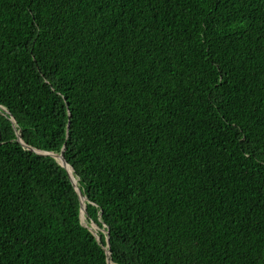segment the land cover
I'll return each instance as SVG.
<instances>
[{
  "label": "trees",
  "instance_id": "obj_1",
  "mask_svg": "<svg viewBox=\"0 0 264 264\" xmlns=\"http://www.w3.org/2000/svg\"><path fill=\"white\" fill-rule=\"evenodd\" d=\"M108 248L264 264V0H0V264Z\"/></svg>",
  "mask_w": 264,
  "mask_h": 264
},
{
  "label": "water",
  "instance_id": "obj_2",
  "mask_svg": "<svg viewBox=\"0 0 264 264\" xmlns=\"http://www.w3.org/2000/svg\"><path fill=\"white\" fill-rule=\"evenodd\" d=\"M24 145L27 146L30 150H33V151H35L37 153L44 154V155L50 154V155L54 156L55 158H57V160L59 161V163L66 168V170L68 172V175H69V177H70V179H71V181H72V183H73L76 191L79 192V195L81 197V212H80L81 218H82V216H83L84 213L87 214L86 207L83 205V198H86L87 199V197L84 195V193L79 188L77 178L75 176L73 177L71 175V173L69 171L70 168L68 166H70L72 170H73V168L66 161V159L64 157V154H63L64 152L62 151L61 153H55V152H48V151H40V150L35 149L34 147H32V146H30V145H28L26 143ZM103 231H106L107 232V243H108V246L107 247H109L110 246V243H109V239H110L109 238V229L103 228ZM110 255H111V250L108 248L107 249V262H108V264H112V260H111Z\"/></svg>",
  "mask_w": 264,
  "mask_h": 264
},
{
  "label": "rangeland",
  "instance_id": "obj_3",
  "mask_svg": "<svg viewBox=\"0 0 264 264\" xmlns=\"http://www.w3.org/2000/svg\"><path fill=\"white\" fill-rule=\"evenodd\" d=\"M71 170V169H70ZM72 173V172H71ZM82 223L86 226H88L91 230L93 231H96L98 230V226L95 224V222H89L88 221V218H87V215L84 213L83 216H82ZM97 234V232H96Z\"/></svg>",
  "mask_w": 264,
  "mask_h": 264
},
{
  "label": "bare ground",
  "instance_id": "obj_4",
  "mask_svg": "<svg viewBox=\"0 0 264 264\" xmlns=\"http://www.w3.org/2000/svg\"><path fill=\"white\" fill-rule=\"evenodd\" d=\"M68 167L71 169V167H70V166H68ZM70 169H69V171H70V173L72 172V173H71V175L74 177L73 170H72V169L70 170ZM84 201H85V198H83V205L85 206V203H84ZM112 264H115V263H114V262H112Z\"/></svg>",
  "mask_w": 264,
  "mask_h": 264
},
{
  "label": "clouds",
  "instance_id": "obj_5",
  "mask_svg": "<svg viewBox=\"0 0 264 264\" xmlns=\"http://www.w3.org/2000/svg\"><path fill=\"white\" fill-rule=\"evenodd\" d=\"M80 199H81V197H80ZM85 201H86V198H85ZM84 201V203H85V207H86V202ZM87 215V214H86ZM81 220H82V218H81ZM96 224V223H95ZM97 225V224H96ZM98 226V229H100V230H102L103 231V228H105V227H100L99 225H97ZM106 229V228H105ZM104 232H106V231H104ZM113 262V261H112Z\"/></svg>",
  "mask_w": 264,
  "mask_h": 264
}]
</instances>
